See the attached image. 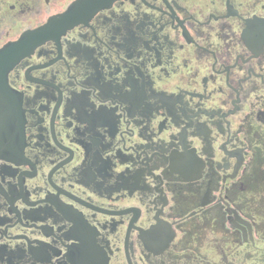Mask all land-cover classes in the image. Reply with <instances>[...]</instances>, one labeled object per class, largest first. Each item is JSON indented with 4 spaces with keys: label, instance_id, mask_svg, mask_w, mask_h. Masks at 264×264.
<instances>
[{
    "label": "flooded vegetation",
    "instance_id": "flooded-vegetation-1",
    "mask_svg": "<svg viewBox=\"0 0 264 264\" xmlns=\"http://www.w3.org/2000/svg\"><path fill=\"white\" fill-rule=\"evenodd\" d=\"M0 264H264V0H0Z\"/></svg>",
    "mask_w": 264,
    "mask_h": 264
},
{
    "label": "water",
    "instance_id": "water-1",
    "mask_svg": "<svg viewBox=\"0 0 264 264\" xmlns=\"http://www.w3.org/2000/svg\"><path fill=\"white\" fill-rule=\"evenodd\" d=\"M32 179V178H30ZM32 181V180H31ZM27 189L29 190V192L31 193V195L33 197H35L36 199L37 198H40L41 196L43 197V199L46 198V189L44 187H42L41 185H37L35 183L33 184H30L27 186ZM45 201V200H44ZM36 205H26L25 204V208L23 209L22 211V216L24 219H27L29 220V217L32 215L33 211L36 210L34 207Z\"/></svg>",
    "mask_w": 264,
    "mask_h": 264
}]
</instances>
